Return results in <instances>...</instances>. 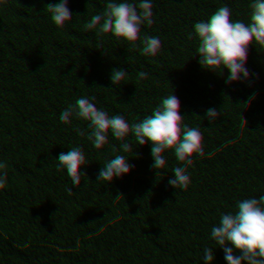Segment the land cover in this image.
Returning <instances> with one entry per match:
<instances>
[{"label":"trees","instance_id":"trees-1","mask_svg":"<svg viewBox=\"0 0 264 264\" xmlns=\"http://www.w3.org/2000/svg\"><path fill=\"white\" fill-rule=\"evenodd\" d=\"M37 7L53 10L55 19L40 20L34 14ZM210 9L224 17V36L211 47L204 39L215 30ZM172 15L163 14L161 22L168 24ZM178 18L191 25V39L172 41L174 47L185 56L213 55V49L222 48L230 62L229 72L214 70L218 90L206 103L188 92V81L203 75L194 68L184 76L165 68L156 81H145L136 99L123 97L107 74L71 77L80 43L71 40L73 32L90 31V46L102 43L106 35L78 0L0 4V116L11 117L0 128V243L19 252L16 264H252L240 261L234 249L252 248L258 239L249 231L253 219L264 220V201L255 192L247 194L245 220L221 233L214 230L215 219L188 236L158 218L128 235L114 231L105 243L96 229L106 200L83 199L76 191L94 179L107 186L129 179L144 184L151 178L170 196L180 190L184 163L175 157L186 146L203 148L212 155L209 167L216 174L230 168L245 185L248 174L264 165V0H202ZM41 29L56 35L57 45L51 65L32 66L24 49ZM133 35L129 30L124 39ZM182 60L176 57L175 64L182 67ZM80 94L92 98L87 106L78 103ZM156 96L177 106V113L167 117L170 123L159 128L153 127L144 104ZM100 109L107 117L97 113ZM73 115L93 122V131L104 124L113 138L104 147L82 149L72 136L61 134L71 130L66 121ZM227 122L243 126L251 141L242 135L233 142L224 128ZM205 134L229 148L215 156L203 140ZM241 160L246 166H240ZM253 259L264 260V252ZM0 264L5 262L0 259Z\"/></svg>","mask_w":264,"mask_h":264},{"label":"clouds","instance_id":"clouds-1","mask_svg":"<svg viewBox=\"0 0 264 264\" xmlns=\"http://www.w3.org/2000/svg\"><path fill=\"white\" fill-rule=\"evenodd\" d=\"M6 3H10V0H0V4ZM201 3L202 0H78L79 8L91 13L95 19V28L104 31L106 35L102 43L90 46L87 43L90 31L80 28L73 32L71 40L80 43L72 61L71 77L84 73L90 79H96L98 73L107 74L109 84L123 97L136 99L145 81H156L158 74L165 68H171L174 76H184L186 69L194 68L203 75L188 81V92L197 102L206 103L218 90L214 70H231L224 50L213 49V55L198 52L185 56L184 51L172 43L181 38L191 39V25L178 17ZM165 13L173 14L168 24L161 22ZM34 14L42 21H52L56 16L53 10L43 11L38 7L34 9ZM209 15L213 17L215 30L205 33L204 39L211 47L224 36L220 30L224 17L214 9L209 10ZM129 30L134 35L131 40H125ZM31 37V42L24 49L26 61L32 66L40 63L51 65L58 37L45 29L36 31ZM178 56L183 57L182 67L175 64ZM63 71L67 72V69ZM91 99L87 94L77 96L78 103L83 106H87ZM144 104L148 114L154 118L153 127L167 126L170 123L167 119L169 114L177 113V106L169 105L163 96L147 99ZM97 113L106 116L104 109ZM10 121L11 117L0 116V128L7 126ZM66 124L71 126V130L61 134L72 136L85 150L94 146L104 147L113 138L104 124L100 125L98 131H93V122L82 116L73 115ZM224 128L233 142L238 143L242 135L249 141L252 139L243 126L227 122ZM203 140L217 157L229 148L228 144L211 134H205ZM177 157L184 163L183 179L180 190L170 196L158 188L151 178L144 184L129 179L127 182L117 181L105 186L94 179L90 183L78 185L76 191L81 198L106 200L102 206L100 227L96 229L103 242L112 240L114 231L120 230L128 235L137 228L152 224L158 218L163 225L188 236L200 232L205 223L215 219L217 226L214 230L221 233L229 226H239L248 216L246 197L249 192H255L258 199L264 201V165L255 167L248 174L245 185L239 174L230 168H223L222 174H216L209 167L212 155L203 148L193 151L186 146ZM238 163L246 166L244 160ZM249 231L258 238L255 246L248 248L237 245L235 254L240 261L264 264V260L253 259L257 253L264 252V220L253 219ZM19 258L18 251L0 243V259L5 264H16Z\"/></svg>","mask_w":264,"mask_h":264}]
</instances>
